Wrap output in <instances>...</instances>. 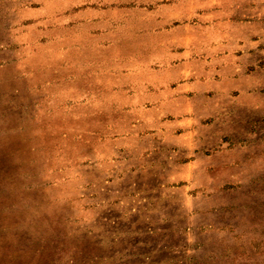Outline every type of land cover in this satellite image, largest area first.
Returning <instances> with one entry per match:
<instances>
[{"label":"rangeland","instance_id":"obj_1","mask_svg":"<svg viewBox=\"0 0 264 264\" xmlns=\"http://www.w3.org/2000/svg\"><path fill=\"white\" fill-rule=\"evenodd\" d=\"M0 264H264V0H0Z\"/></svg>","mask_w":264,"mask_h":264}]
</instances>
